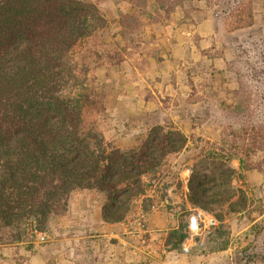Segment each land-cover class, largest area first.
<instances>
[{"label":"rangeland","instance_id":"1","mask_svg":"<svg viewBox=\"0 0 264 264\" xmlns=\"http://www.w3.org/2000/svg\"><path fill=\"white\" fill-rule=\"evenodd\" d=\"M84 1L106 19L70 56L87 121L118 147L159 126L188 144L123 221L103 219V192L75 190L45 229L0 230V264H264V0ZM194 170L209 209L190 200Z\"/></svg>","mask_w":264,"mask_h":264},{"label":"trees","instance_id":"2","mask_svg":"<svg viewBox=\"0 0 264 264\" xmlns=\"http://www.w3.org/2000/svg\"><path fill=\"white\" fill-rule=\"evenodd\" d=\"M105 26L84 0H0V230L17 228L16 239L23 225L45 229L78 189L103 192V219L123 221L146 190L143 177L188 144L181 130L159 126L118 147L87 121L90 98L70 56ZM208 175L191 174L194 206L210 207L200 182Z\"/></svg>","mask_w":264,"mask_h":264},{"label":"built area","instance_id":"3","mask_svg":"<svg viewBox=\"0 0 264 264\" xmlns=\"http://www.w3.org/2000/svg\"><path fill=\"white\" fill-rule=\"evenodd\" d=\"M205 216V213L203 211H198L197 214H195L193 217H192V225H195V226H198L201 224V222H205L206 223V219H203V217ZM210 223H213V221H209V224Z\"/></svg>","mask_w":264,"mask_h":264}]
</instances>
